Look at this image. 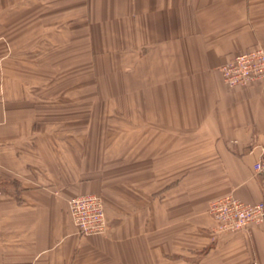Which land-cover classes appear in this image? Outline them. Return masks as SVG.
<instances>
[{"label": "crops", "instance_id": "0c3cea01", "mask_svg": "<svg viewBox=\"0 0 264 264\" xmlns=\"http://www.w3.org/2000/svg\"><path fill=\"white\" fill-rule=\"evenodd\" d=\"M258 45L264 0H0V264H264V225L217 235L208 213L264 202V83L219 71ZM63 52L107 81L109 123L57 119ZM89 193L104 235L68 215Z\"/></svg>", "mask_w": 264, "mask_h": 264}, {"label": "built area", "instance_id": "2783aa9c", "mask_svg": "<svg viewBox=\"0 0 264 264\" xmlns=\"http://www.w3.org/2000/svg\"><path fill=\"white\" fill-rule=\"evenodd\" d=\"M219 71L227 88L264 83V45L236 54ZM253 171L264 174V155L254 163ZM67 212L80 236L106 233L108 224L105 207L99 195L89 193L70 197L67 200ZM208 213L214 222L215 234L238 233L254 225H264V202L247 204L230 194L210 201Z\"/></svg>", "mask_w": 264, "mask_h": 264}, {"label": "rangeland", "instance_id": "374dc122", "mask_svg": "<svg viewBox=\"0 0 264 264\" xmlns=\"http://www.w3.org/2000/svg\"><path fill=\"white\" fill-rule=\"evenodd\" d=\"M75 48L74 50H76ZM65 52L58 53L57 88L59 90V94H58V105L59 106H58V111H57V119L58 120L72 119V120L77 121V120H81L82 118H84V120L104 121V122L107 120H110V121L113 120L114 119L113 111L109 110V108H107L102 103L98 104L96 102L97 89L98 88L103 89V88L109 87V85L107 86V81L100 80V78L97 76L99 74L96 73V69H97L96 65H94L92 62H90L89 65L77 64L76 62L73 64L68 63L64 59V56L66 55ZM45 85L47 86V83ZM84 88L85 89L89 88V91H90V96L88 97L90 100V104H89L90 106L87 109L88 111L81 110V106L77 105L76 103L74 105H66L67 100L71 101V99L78 98L79 96H76L77 91L84 89ZM104 106H105V109H104ZM98 130L99 129L97 128H90V132H91L90 135L91 136L96 135ZM105 130L106 131L104 132L103 135H105V137L110 139L109 140L110 143L109 141L107 142L105 141L107 144L106 147H109L112 145V137H113L112 132L114 131V129L111 126L110 128L105 129ZM166 258L167 259L169 258L168 260L170 261H174L176 257L166 256Z\"/></svg>", "mask_w": 264, "mask_h": 264}]
</instances>
